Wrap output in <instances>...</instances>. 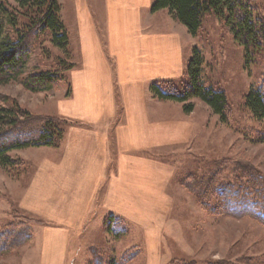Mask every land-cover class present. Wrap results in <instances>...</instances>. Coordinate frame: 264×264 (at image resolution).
Segmentation results:
<instances>
[{
  "label": "rangeland",
  "instance_id": "1",
  "mask_svg": "<svg viewBox=\"0 0 264 264\" xmlns=\"http://www.w3.org/2000/svg\"><path fill=\"white\" fill-rule=\"evenodd\" d=\"M244 1L255 19L264 20V0ZM7 4L14 6V1L7 0ZM151 12H157L154 24L165 25L166 8ZM20 19L27 20L24 15ZM75 35L70 30L67 53L51 42L48 31L32 37V52L21 74L0 83V107H19L36 120L54 117L70 126L73 120L60 116L56 103L58 97L70 92L72 67L66 69L67 63H80ZM194 48L202 56L204 84L226 94L227 122L220 121L197 97L190 99L193 110L189 113L180 102L162 100V118L187 116L192 133L189 127L184 139H169L159 148L140 151L139 157L145 158L140 160L163 165V169L147 168L140 174L145 179L141 184L147 190V203L135 205L122 216L98 204L80 228L77 224H54L21 206V194L34 170L30 152L36 149L11 150L8 156L14 163L0 164V233H26L28 238L1 253L0 264H264V224L250 216L222 214L214 192L200 196L199 188L186 185L211 177L214 186L237 187L247 183L245 173L250 171L264 178V120L254 118L244 105L250 89L264 88V49L251 51L246 65L243 46L213 13L204 16L195 36L182 40L185 63ZM41 71L57 72L63 79L43 91L27 88L23 80ZM174 81L182 88L187 79L182 75ZM115 163L113 156L109 168L114 169ZM109 217L112 231L107 225ZM56 227L66 232L60 241L53 235Z\"/></svg>",
  "mask_w": 264,
  "mask_h": 264
},
{
  "label": "crops",
  "instance_id": "2",
  "mask_svg": "<svg viewBox=\"0 0 264 264\" xmlns=\"http://www.w3.org/2000/svg\"><path fill=\"white\" fill-rule=\"evenodd\" d=\"M59 1L68 41L74 30L80 46L70 92L56 103L73 121L57 146L30 152L34 170L21 206L54 224L84 226L98 204L122 216L147 203L140 174L163 165L140 160V151L184 139L189 127L192 133L187 116L162 118L163 99L150 91L154 81L184 74L182 40L190 34L168 12L165 25L154 24L153 0ZM56 229L60 241L66 232Z\"/></svg>",
  "mask_w": 264,
  "mask_h": 264
},
{
  "label": "trees",
  "instance_id": "3",
  "mask_svg": "<svg viewBox=\"0 0 264 264\" xmlns=\"http://www.w3.org/2000/svg\"><path fill=\"white\" fill-rule=\"evenodd\" d=\"M13 1L14 6H11L7 4V0H0V83H6L21 74L32 52L29 45L32 37L48 31L51 42L65 53L69 43L66 27L60 17L59 0ZM163 8L183 24L191 36H195L200 30L204 16L213 13L224 22L228 32L243 46L246 65L249 63L251 51L264 49V20L255 19L252 9L244 0H155L151 11ZM23 15L27 20L20 19ZM201 65L202 56L194 48L185 66L183 75L187 82L182 88L177 87L174 79H162L154 81L150 85V91L156 98L182 103L183 110L187 113L193 110L190 99L197 97L211 108L220 121L227 122L226 94L222 89L204 84ZM73 66L74 64L68 62L65 68ZM58 79L62 80L63 77H59L57 72L41 71L26 77L23 83L30 90L43 91ZM244 105L254 118L264 120V88L250 89L244 98ZM61 124L54 117L36 120L29 112L19 107H0V164L14 163L8 156L11 150L58 145L67 126ZM245 176L247 183L237 187L231 184L214 186L211 177L192 180V183L186 185L188 188H191V185L199 188L200 196L214 192L219 200L218 210L222 214L235 217L250 216L264 224V178L254 171L245 173ZM253 197L255 200L251 199ZM110 219L111 217L107 225L112 231L114 229ZM117 232H121L120 229ZM11 234L0 233V254L28 238L26 233H13L14 238Z\"/></svg>",
  "mask_w": 264,
  "mask_h": 264
}]
</instances>
